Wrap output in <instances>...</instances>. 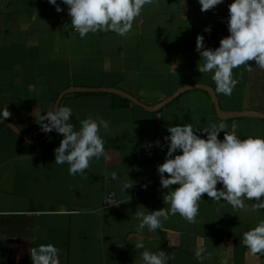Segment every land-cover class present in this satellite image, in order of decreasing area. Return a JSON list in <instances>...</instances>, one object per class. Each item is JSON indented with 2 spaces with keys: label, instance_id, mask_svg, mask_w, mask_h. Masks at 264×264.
I'll use <instances>...</instances> for the list:
<instances>
[{
  "label": "crops",
  "instance_id": "1",
  "mask_svg": "<svg viewBox=\"0 0 264 264\" xmlns=\"http://www.w3.org/2000/svg\"><path fill=\"white\" fill-rule=\"evenodd\" d=\"M57 2L62 11L50 0H0V110L7 107L12 115L5 119L36 142L0 122V264H33L30 249L41 243L62 249L61 264H143V249L135 247L141 239L151 251L164 248L168 264H264V253L252 254L242 242L243 233L264 220V209L245 210L204 193L195 223L177 212L162 228L140 230L135 215L137 209L170 206L164 200L170 190L161 187L158 171L170 124L204 128L224 120L228 128L221 139L233 131V122L241 137L264 136V117L238 113H264V68L254 59L248 61L251 70L243 64L233 69L239 83L231 95L216 92L220 108L238 115L220 116L207 88L188 86L215 90L213 73L197 67L203 63L197 35L203 34L205 46H219L230 34L231 0L208 10H201L199 0H154L126 35L109 30L83 38L71 25L68 5ZM74 87L120 88L149 106L186 89L151 110L112 91L66 92ZM63 92L60 106L74 109L77 128L89 114L110 121L101 135L111 159L94 158L84 174L71 175L67 162L55 163L64 134L52 130L38 142L46 132L36 117L53 109ZM110 192L118 205L105 204ZM244 199L251 205L257 198ZM201 247L202 259L196 256Z\"/></svg>",
  "mask_w": 264,
  "mask_h": 264
},
{
  "label": "clouds",
  "instance_id": "2",
  "mask_svg": "<svg viewBox=\"0 0 264 264\" xmlns=\"http://www.w3.org/2000/svg\"><path fill=\"white\" fill-rule=\"evenodd\" d=\"M199 2L201 10H208L222 0ZM50 3L56 6L57 11L63 10L57 0H50ZM64 3L68 5L71 25L83 38L90 32L109 30L126 35L145 5L153 4L154 0H64ZM228 8L230 34L221 38L219 46H205L203 34L197 35L196 42V49L203 59V63L197 65L198 70L213 73L215 91L225 95H231L239 83L234 68L243 64L251 70L253 65L248 61L253 59L256 66L264 68V0H231ZM205 30L211 31V26H206ZM73 112L70 105L57 104L36 117V121L44 132L56 130L64 134L54 149L55 163L67 162L69 173L76 175L84 174L94 158L111 159L101 135V129H110V121L89 114L80 120V127L77 128L72 122ZM11 115L7 107L0 110V118ZM231 127L233 131H225L221 139L220 131L228 128L224 120L212 122L204 128L192 123L168 126L169 132L164 137L168 143L166 159L158 165V171L161 187L170 190L164 196L170 206L147 212L137 209L135 215L141 218L138 229L143 230L145 226L150 231L162 228L163 222L177 212L189 222H197L199 201L204 193L216 201L224 198L233 206L245 210L264 209V199H261L264 195V136L241 137L235 131L239 125L233 122ZM201 131L207 133L206 138L198 134ZM155 143L159 145L161 142L157 139ZM110 175L118 177L117 171H112ZM218 182L222 187H217ZM132 184V180L126 181L123 187L126 190ZM173 184L178 186L172 187ZM245 197L257 199L253 204L246 205ZM108 204L117 203L109 200ZM242 242L252 254L264 253V220L245 231ZM135 247L143 249V264H168L171 258L164 248L158 251L146 248L143 239L136 241ZM30 252L33 264H61L62 249L54 243H41L32 247ZM203 252L204 248H198L197 258L202 259Z\"/></svg>",
  "mask_w": 264,
  "mask_h": 264
},
{
  "label": "water",
  "instance_id": "3",
  "mask_svg": "<svg viewBox=\"0 0 264 264\" xmlns=\"http://www.w3.org/2000/svg\"><path fill=\"white\" fill-rule=\"evenodd\" d=\"M188 86H189V88H192V87H205V88H207L208 91L210 92L211 96H212L213 102L215 103V105L217 107V110H218V113H219L220 116L229 117V116L238 115V113H239V114H249V115H255V116L264 117V113L260 112L258 110H244L242 112H238L237 114H235V112H231V113L230 112H224L220 108L218 96H217L216 91L214 90V88H212V86H209L207 84H201V83L191 84V85H188ZM188 86H185V87H188ZM185 87L180 88L173 96H171L170 98H167L166 100L162 101L160 104L153 105V106L146 105L144 102H142L139 98H137L133 94H131V93H129V92L123 90V89L116 88V87H74V88H69L66 92H71V91H76V90H78V91H88V90H91V91H93V90H97V91H100V90H102V91H112V92H115V93H118V94H122V95L126 96L127 98H129L130 100H132L133 102H135L137 104H140V105H142V106H144V107H146L148 109L155 110V109H159L161 106L165 105L170 100H172L179 92H181L184 89H186ZM66 92H63L60 95V97L57 100L55 106L57 104L60 105L61 99H62L63 95L66 94ZM0 122L4 123L7 126H9L10 128H12L15 132H17L25 140H27L29 142H32V143H36L35 141L31 140L27 136V134L20 127H18L16 124H13L8 119L0 118ZM51 132L52 131L46 132L45 135L40 140H38V142L44 141L50 135Z\"/></svg>",
  "mask_w": 264,
  "mask_h": 264
},
{
  "label": "built area",
  "instance_id": "4",
  "mask_svg": "<svg viewBox=\"0 0 264 264\" xmlns=\"http://www.w3.org/2000/svg\"><path fill=\"white\" fill-rule=\"evenodd\" d=\"M109 200H111L112 202H115L116 201V194H115V192H110L108 194V196L105 199V204L106 205L109 203Z\"/></svg>",
  "mask_w": 264,
  "mask_h": 264
}]
</instances>
